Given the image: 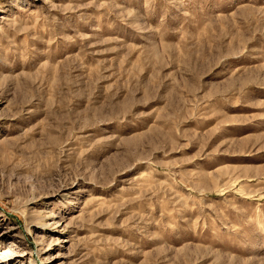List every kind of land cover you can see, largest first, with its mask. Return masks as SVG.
<instances>
[{
  "label": "rangeland",
  "instance_id": "rangeland-1",
  "mask_svg": "<svg viewBox=\"0 0 264 264\" xmlns=\"http://www.w3.org/2000/svg\"><path fill=\"white\" fill-rule=\"evenodd\" d=\"M0 264H264V0H0Z\"/></svg>",
  "mask_w": 264,
  "mask_h": 264
},
{
  "label": "bare ground",
  "instance_id": "bare-ground-1",
  "mask_svg": "<svg viewBox=\"0 0 264 264\" xmlns=\"http://www.w3.org/2000/svg\"><path fill=\"white\" fill-rule=\"evenodd\" d=\"M44 217H46V216H44ZM54 223V226H58L59 225V220L58 221H55V222H53ZM47 224V223H46ZM66 227H68V224H66L65 226H64V229L66 228ZM66 241V240H65Z\"/></svg>",
  "mask_w": 264,
  "mask_h": 264
}]
</instances>
